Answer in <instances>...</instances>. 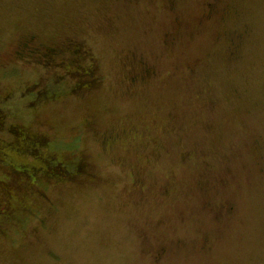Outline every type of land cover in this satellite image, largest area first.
<instances>
[{
    "label": "rangeland",
    "instance_id": "rangeland-1",
    "mask_svg": "<svg viewBox=\"0 0 264 264\" xmlns=\"http://www.w3.org/2000/svg\"><path fill=\"white\" fill-rule=\"evenodd\" d=\"M174 1L169 10L166 0H0L2 94L40 80L53 95L32 105L34 90L21 89L23 99L18 90L0 102L6 121L60 147L72 141V155L84 149L96 173L16 194L24 201H10L13 215H28L0 231V264H264V0H235L225 20L200 25L202 0ZM174 15L181 27L169 47ZM28 35H76L100 85L77 97L25 61L8 73ZM133 54L155 68L151 79L127 81ZM227 202V215L209 208ZM187 237L192 247L207 238L205 249L185 248ZM160 245L170 253L156 260Z\"/></svg>",
    "mask_w": 264,
    "mask_h": 264
},
{
    "label": "flooded vegetation",
    "instance_id": "flooded-vegetation-1",
    "mask_svg": "<svg viewBox=\"0 0 264 264\" xmlns=\"http://www.w3.org/2000/svg\"><path fill=\"white\" fill-rule=\"evenodd\" d=\"M234 1L202 0L197 14V24L200 25L201 22L213 18L225 20L234 12ZM174 2V0H166L169 10H173ZM180 27V18L178 15H174L173 30L170 29L163 34V43H166L169 47L172 46L178 38ZM230 45L234 47L230 50L232 54L240 45L238 35L230 38ZM16 46L9 56L11 60L7 62L10 66L8 73L18 69L16 63L20 61L19 64H21V61H25L29 66H38L42 68V71L47 72L43 79H47L49 83L58 84L59 87L67 84L68 91L69 84L76 87L78 92H82V89L85 90L84 92H92V89L96 90L100 85L101 76L95 72V65L89 49L76 35L70 37L67 35L58 43L39 42L34 38V35H28L23 37ZM129 60L131 62L127 75L128 82H144L155 75V68L143 54L141 56L133 54ZM6 67L7 65H2L0 69L4 71ZM10 76H14V73ZM39 83L40 80H36L22 86L16 85L4 94H2V84L0 83V102H6L18 90H20V97L22 98L24 92L29 91L31 88L34 91L30 93L27 99L30 100L29 103H32V105L41 102L43 99L52 100L53 95L50 93L51 90L46 87L47 84L44 83L45 87L39 88ZM21 89H24V92ZM5 115V112L0 108V130L3 129V132L6 133L3 137L0 136V169L4 172V175L0 177V231H6L10 225L21 226L26 221V215L28 214L20 212L19 215H13L12 205H10L11 200H13V204L24 201L23 197L16 196V194L26 193V187L30 189L37 184L45 187L51 185V182L54 184L59 182L84 184L96 175L92 170L91 159L84 152V149H81L76 155H72L73 151L71 149L75 148L72 141H69L66 146L60 147L55 144L58 141H53L47 134L30 131L23 125L11 122L10 119L6 121ZM111 134L107 133L108 136ZM107 135L103 134L102 142L107 141ZM115 135H117V132ZM67 150H69L71 156H55L57 152ZM23 156L27 157V160L24 161L21 158ZM0 173L2 174L1 170ZM37 192L39 193L36 194L39 202L38 209L43 210L42 204H46V202L43 203L41 200H47V196L41 191L40 187H38ZM28 193L32 194L30 191ZM206 206H209V204L206 203ZM209 208L223 216L224 212L226 215L229 213V210L233 208V204L227 202L223 205V208H219V206H209ZM20 209L24 210L25 207H20ZM37 216L42 219L41 213ZM194 241L189 242L187 237L183 239V245L185 248L187 245L192 247L195 245ZM206 243L207 238L202 237L198 245L192 247L193 251H196L197 248L205 249ZM169 247L160 245L151 252V255L156 260L165 255L168 256L170 253Z\"/></svg>",
    "mask_w": 264,
    "mask_h": 264
},
{
    "label": "trees",
    "instance_id": "trees-1",
    "mask_svg": "<svg viewBox=\"0 0 264 264\" xmlns=\"http://www.w3.org/2000/svg\"><path fill=\"white\" fill-rule=\"evenodd\" d=\"M150 79V78H149ZM148 80V79H147ZM68 90V88H67ZM69 90L70 91H74V92H71L72 95H75L77 97H82L83 95H86L88 92L90 91H87V92H84L85 90H81L82 92H78L77 88L76 87H73L71 85H69ZM77 90V91H76ZM95 90V89H92V91Z\"/></svg>",
    "mask_w": 264,
    "mask_h": 264
}]
</instances>
